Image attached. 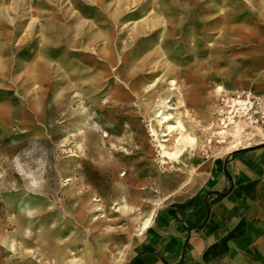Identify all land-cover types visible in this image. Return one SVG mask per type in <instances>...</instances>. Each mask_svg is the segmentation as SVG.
Masks as SVG:
<instances>
[{
  "label": "bare ground",
  "instance_id": "obj_1",
  "mask_svg": "<svg viewBox=\"0 0 264 264\" xmlns=\"http://www.w3.org/2000/svg\"><path fill=\"white\" fill-rule=\"evenodd\" d=\"M90 2L96 4L102 9L101 12L106 14L91 6L92 4L88 5L80 0H0V88L5 87L3 84L5 78L11 79L14 83L21 79L23 85L30 81L32 84L44 83L43 86H46V82L50 80V70L56 68L55 73L60 71L59 81H66L64 88L66 90L76 88L79 93L93 94L99 88L100 81L105 80L108 92L116 91L118 84L108 79L112 73L110 66L114 67L115 58L125 61L128 49L130 57L124 65L117 68V75L123 73L133 81L128 85V91L134 97L137 99L156 97L155 93L150 95V91L147 93L146 91L153 86L162 85V80L170 79L171 88L162 95H157L158 99L154 106L145 103L153 112L154 129L151 132L156 137L155 140L159 138L155 129H160L161 133L164 129L161 138L174 134L171 140L163 139L157 142L163 159L180 165L188 162L198 164L200 163L198 152L208 148L214 141L221 145L219 148L213 146L217 149L218 157L201 164L196 171L200 177L208 171L210 163L225 153L249 148L257 140L264 141V93L260 95L254 113L261 122L250 116L253 114L251 98L246 100L237 97V100H231L232 96L240 94L238 81L249 79L248 73H236V66L241 64L238 62L239 57L245 67L252 60L248 54L237 51L238 39H243L242 43L245 45L250 41L261 45L258 60L264 63L262 55L264 0H90ZM132 8H137V12L126 15ZM84 9L96 13L88 22L83 17L87 13ZM138 14L144 19L141 18L134 23L128 32L115 34L114 28L118 29L120 23L127 17ZM26 20L29 22L26 23ZM97 20L99 23H95ZM11 23L16 26L14 33H11L13 29ZM173 26L177 28L180 36L184 35L182 37L184 49L188 53L185 59H181L179 55V46L168 40L173 35ZM198 26L200 30H204L203 32L218 36L212 41L205 39L204 44L203 39L199 40L196 35L195 29ZM15 33L24 34L16 50L12 52L10 50L12 34ZM153 37L158 39L154 40ZM137 46L143 47L140 53L138 50L133 51ZM244 51L251 50L248 48ZM143 53L146 54L142 57ZM64 55L73 60L67 63ZM52 62H55L54 66L51 65ZM94 65L96 70L92 68ZM64 66L68 67V70ZM161 67L158 73L145 74L148 69ZM177 69L185 75V81L188 83L211 80L214 95L230 100L216 110L213 118L206 112H201L204 124L200 129L196 130L189 124L188 109L198 107L203 102L194 98L190 91L184 94L175 92V88L172 87H175L176 83L172 76ZM68 71L72 75H69ZM221 82L225 85H221ZM22 87L21 89L19 87L18 91L24 94L27 91L24 86ZM7 98L8 94L0 90V110L10 108L11 102ZM179 107L184 110L178 111ZM206 135L211 138L209 144L203 140ZM151 148L150 143H147L145 151L150 155ZM61 166L62 171L68 173L73 164L63 162ZM139 176L137 173L131 178L129 176V194L141 196L150 193L148 187L138 189ZM65 194L73 204L77 220L87 226L83 211L88 206V197L79 196L78 192L71 188L65 190ZM159 201L154 202L155 207L159 205ZM92 202L97 203L91 205V212L104 211V206L98 203L99 201ZM152 209L146 214L135 207L124 212L130 227L125 229L122 235L135 234V237H141L152 223L154 216ZM101 226L91 225L88 228L92 235L88 240L73 238L64 240L59 232L55 233L51 228L50 235H54L60 241L59 244H48L44 254L46 256L49 254L54 264H124L131 244L124 245L115 259L108 260L106 251L110 238L101 231ZM77 245L82 248L76 249ZM39 253L42 255V250L33 249L29 245L23 251L26 259H34L37 264H49L38 257Z\"/></svg>",
  "mask_w": 264,
  "mask_h": 264
},
{
  "label": "rangeland",
  "instance_id": "obj_2",
  "mask_svg": "<svg viewBox=\"0 0 264 264\" xmlns=\"http://www.w3.org/2000/svg\"><path fill=\"white\" fill-rule=\"evenodd\" d=\"M80 1L102 11L90 0ZM137 8L130 9L126 15L137 12ZM85 11L87 13L83 17L87 22L96 15L93 10ZM141 18L144 19L140 14L127 17L118 29L114 28L115 34L128 32ZM95 23H99V20ZM10 25L13 28L11 33H14L16 26L14 23ZM172 28L174 32L168 40L179 46V55L185 59L188 53L184 49V35L180 36L177 28ZM195 31L204 44L206 40L212 41L218 36L203 32L199 26ZM23 34H12V52L18 47ZM242 42L243 39H238L237 51L248 54L252 60L245 67L239 57L238 62L241 64L235 70L240 74L248 73L249 79L238 81L240 96H232L231 100H237V97L246 100L251 98L253 114L250 116L256 117L254 113L258 99L264 93V63L258 60L261 45L253 41L247 45ZM248 48L251 51H244ZM142 49V46H137L133 51L138 50L140 53ZM127 54L125 61L115 58L114 67L110 66L112 73L108 79L118 84L116 91L112 92H108L105 80L100 81L99 88L93 94L79 93L76 88L66 90V81H59L60 71L55 73L56 68L50 70V80L46 86L30 81L23 85L21 79L16 83L4 79L5 87L0 90L8 94L7 99L11 104L9 109L0 110V264H37L34 259H26L23 255L27 245L42 250V255L39 253L38 257L54 264L51 256L44 254L48 244H59L60 241L50 235L51 228L55 233L59 232L64 240H88L92 236L88 228L98 224L102 225L101 231L110 238L106 257L112 261L124 245L130 243L134 246L137 240L135 234L122 235L130 227L124 212L135 207L146 214L153 208L155 214L171 203L191 197L203 177L197 175V169L204 162L218 157L215 147L221 145L213 141L208 148L198 152V164L188 162L180 165L162 158L157 142L171 140L174 134L161 138L164 129L162 133L160 129H155L159 136L155 140L151 132L154 129L153 112L145 103L154 106L157 95L171 88L170 79L162 80V85L146 91H150V95L155 93L156 97L137 99L128 91V85L133 81L123 73L117 75V68L130 57L128 49ZM66 56L67 63L73 60ZM54 64L51 63L52 66ZM64 68L68 70V67ZM92 68L96 70V65ZM161 69H148L145 74L158 73ZM179 70L172 76L176 83L172 88L181 94L190 91L194 98L203 102L198 107L188 109V122L197 130L204 124L201 112L213 118L216 110L230 100L214 95L211 80L188 83ZM67 73L72 75L70 71ZM220 84L225 85L222 82ZM22 86L27 91L24 94L18 91ZM183 110L182 107L178 109L180 112ZM255 119L260 121L258 117ZM207 136L203 140L209 144L211 138ZM263 142L257 140L251 147L262 146ZM147 143L152 146V155L145 151ZM63 162L73 164L68 173L62 171ZM136 173L140 175L138 189L148 187L150 193L141 196L129 194V176L131 178ZM70 188L77 191L79 196L88 197V206L83 211L87 226L77 220L73 204L65 194V190ZM94 200L104 206V211L91 212V205L97 203L92 202ZM156 201H159L157 207L154 206ZM75 248L81 249L82 246L77 245Z\"/></svg>",
  "mask_w": 264,
  "mask_h": 264
},
{
  "label": "crops",
  "instance_id": "obj_3",
  "mask_svg": "<svg viewBox=\"0 0 264 264\" xmlns=\"http://www.w3.org/2000/svg\"><path fill=\"white\" fill-rule=\"evenodd\" d=\"M208 167L191 197L156 211L124 264H264V147Z\"/></svg>",
  "mask_w": 264,
  "mask_h": 264
},
{
  "label": "water",
  "instance_id": "obj_4",
  "mask_svg": "<svg viewBox=\"0 0 264 264\" xmlns=\"http://www.w3.org/2000/svg\"><path fill=\"white\" fill-rule=\"evenodd\" d=\"M261 147V146H260ZM262 147H264L263 145H262Z\"/></svg>",
  "mask_w": 264,
  "mask_h": 264
},
{
  "label": "built area",
  "instance_id": "obj_5",
  "mask_svg": "<svg viewBox=\"0 0 264 264\" xmlns=\"http://www.w3.org/2000/svg\"><path fill=\"white\" fill-rule=\"evenodd\" d=\"M260 143V142H259Z\"/></svg>",
  "mask_w": 264,
  "mask_h": 264
}]
</instances>
